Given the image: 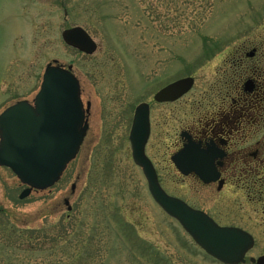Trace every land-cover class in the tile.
Segmentation results:
<instances>
[{"label": "rangeland", "instance_id": "1", "mask_svg": "<svg viewBox=\"0 0 264 264\" xmlns=\"http://www.w3.org/2000/svg\"><path fill=\"white\" fill-rule=\"evenodd\" d=\"M72 26L92 36V54L64 43ZM263 37L264 0H0V113L31 101L57 60L71 66L89 114L77 156L50 191L20 199L23 185L0 166V264H218L150 199L129 127L135 107L161 87L190 75L200 91L228 50ZM157 108L152 120L161 124ZM173 128L153 127L147 146L162 185L205 196L212 186L182 181L169 161ZM204 196L200 205L219 223L252 234L251 256L264 254V196L257 202L236 185L216 201Z\"/></svg>", "mask_w": 264, "mask_h": 264}, {"label": "water", "instance_id": "2", "mask_svg": "<svg viewBox=\"0 0 264 264\" xmlns=\"http://www.w3.org/2000/svg\"><path fill=\"white\" fill-rule=\"evenodd\" d=\"M61 36L67 45L81 52L92 54L96 50V43L80 26L63 30ZM192 84L191 77L176 80L156 92L154 99H177ZM80 93L79 81L71 66L49 63L32 103L18 101L0 114V165L9 167L21 184L27 186L20 193V199L32 189L52 186L77 155L88 128V104L84 109ZM148 135V105L140 103L134 112L129 141L133 161L142 169L151 197L208 254L228 264L242 261L253 245L252 236L240 228L221 227L204 212L168 195L145 154ZM202 154L187 145L172 156V161L183 174L194 171L205 183L214 181L213 156ZM256 264H264V255L256 259Z\"/></svg>", "mask_w": 264, "mask_h": 264}, {"label": "flooded vegetation", "instance_id": "3", "mask_svg": "<svg viewBox=\"0 0 264 264\" xmlns=\"http://www.w3.org/2000/svg\"><path fill=\"white\" fill-rule=\"evenodd\" d=\"M64 13L67 14V9L64 10ZM227 55L222 64L213 71V75L204 82L205 85L200 91H193L196 89L193 77L190 89L177 99L156 101L153 99V94L151 101L140 102H145L148 105L149 135L145 144V153L156 170L161 186L163 187L159 170L154 160L149 156L147 146L153 127L161 125L164 128L174 125L173 129L178 131L177 139L173 145H176L177 148L169 154L170 163L182 181L184 178H191L201 186H212L214 189L209 190L205 197L199 193L200 190L192 188L186 189L184 194L163 188L167 194L181 199L192 209L204 211L216 223L223 226L224 223H219L200 205V203L206 202L201 198L202 196L206 200L209 197L212 199L211 201H216L227 187L235 185L245 192L247 197H259L257 202L260 201V197L264 196V183H262L264 181V37L260 40H246L241 45L233 46L231 50H228ZM21 100L28 99L19 98L11 104ZM154 106H159L157 109L162 112L161 124L152 120ZM172 117H176V119L172 120ZM187 145H192L194 151L200 156L203 155L202 152L213 156L211 164L212 177H216L214 181L205 183L194 171L185 175L178 171L172 161V155ZM259 181L260 183H258ZM74 190L75 184L71 187V194L63 198L67 212L71 210L69 200ZM48 191L50 190L48 189ZM149 197L155 204L150 194ZM66 216L68 217L69 214L67 213ZM171 219L181 228L177 220ZM114 229L116 232L121 231L118 226H115ZM136 234L138 236L137 232ZM141 240L147 243V240L142 238ZM192 242L211 261L226 264L208 255L193 240ZM254 245L253 243L246 252L244 260L236 264H255L252 258L256 259L264 255L251 256L249 251L254 248Z\"/></svg>", "mask_w": 264, "mask_h": 264}]
</instances>
